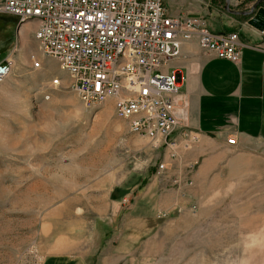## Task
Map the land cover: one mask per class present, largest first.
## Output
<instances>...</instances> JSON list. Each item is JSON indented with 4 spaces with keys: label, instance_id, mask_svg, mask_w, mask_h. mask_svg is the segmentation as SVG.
Listing matches in <instances>:
<instances>
[{
    "label": "rangeland",
    "instance_id": "374dc122",
    "mask_svg": "<svg viewBox=\"0 0 264 264\" xmlns=\"http://www.w3.org/2000/svg\"><path fill=\"white\" fill-rule=\"evenodd\" d=\"M224 4L227 0H164L171 15L182 17L211 16ZM25 23L0 13V62L15 60L0 84V264H66L59 258L71 260L78 243L60 229L71 225L75 209L89 207L85 215L100 229L91 210L101 203L97 195L135 184L144 188L149 180L144 172L166 169V147L131 133L110 98L85 104L70 74L41 50L36 23L23 34ZM145 149L154 151L151 159L144 157ZM252 166L234 172L243 176L209 181L201 202L179 204L174 223L160 211L152 232L118 242L120 251L101 253L112 245L105 242V230L102 239L80 243L89 264H264V165Z\"/></svg>",
    "mask_w": 264,
    "mask_h": 264
},
{
    "label": "crops",
    "instance_id": "0c3cea01",
    "mask_svg": "<svg viewBox=\"0 0 264 264\" xmlns=\"http://www.w3.org/2000/svg\"><path fill=\"white\" fill-rule=\"evenodd\" d=\"M255 1L228 0L229 10L224 4V10L217 9L211 16L192 13L202 17L215 33L238 32L243 43L240 60L235 63L208 54L200 46L198 36L193 35L182 41L181 53L164 68L178 76L180 93L175 114L179 125L195 132L198 140L188 149L180 145L174 155L171 149L164 148L162 161L166 169L141 173L149 178L144 188L135 184L121 191L118 187L100 192L97 198L101 203L91 209L101 220L100 229L91 227L92 219L85 215V208L89 207L75 209L71 225L60 229V234L70 235L67 240L78 245L73 246L71 260L63 256L58 263L89 264L80 243L91 242L98 236L102 239L103 230L109 236L105 242L112 245L105 246L101 253L120 251L118 242H135L151 233L160 211L167 214L164 218L169 223H174L180 215L179 204L186 208L190 203L201 202L212 179L243 176L234 172L249 171L255 162L264 165V53L255 47L264 42V33L249 24L251 15L245 13ZM29 21L22 26L23 34L32 32L34 20ZM29 25L31 28H27ZM36 28L35 24L34 32ZM232 135L236 137L235 145L227 142ZM153 155L152 149H145L146 159ZM129 197L132 200L125 204ZM123 208L126 211L122 221Z\"/></svg>",
    "mask_w": 264,
    "mask_h": 264
},
{
    "label": "built area",
    "instance_id": "2783aa9c",
    "mask_svg": "<svg viewBox=\"0 0 264 264\" xmlns=\"http://www.w3.org/2000/svg\"><path fill=\"white\" fill-rule=\"evenodd\" d=\"M30 12L39 13V20L32 21L36 40L46 55L71 71L84 103L114 98L115 115L131 133L171 149L172 155L197 140L195 132L180 127L175 114L177 73L164 69L181 53L182 41L197 35L208 54L235 63L241 57L238 32L215 33L202 17L173 16L164 0H0V13L18 19ZM255 47L264 53V42ZM14 65L11 57L0 62V84ZM227 142L235 145L236 137Z\"/></svg>",
    "mask_w": 264,
    "mask_h": 264
},
{
    "label": "water",
    "instance_id": "95a60500",
    "mask_svg": "<svg viewBox=\"0 0 264 264\" xmlns=\"http://www.w3.org/2000/svg\"><path fill=\"white\" fill-rule=\"evenodd\" d=\"M263 1L264 0H256L252 4L249 12H245V13L251 15V18L249 19V24L264 33V6L263 5L261 6V3ZM226 8H229L228 0H227Z\"/></svg>",
    "mask_w": 264,
    "mask_h": 264
},
{
    "label": "bare ground",
    "instance_id": "6f19581e",
    "mask_svg": "<svg viewBox=\"0 0 264 264\" xmlns=\"http://www.w3.org/2000/svg\"><path fill=\"white\" fill-rule=\"evenodd\" d=\"M18 20H21L24 22L29 21V20L38 21L39 20V13L30 12V13H26V14H21V16L18 18ZM39 46H40L41 50L45 53V47L41 46V44H39ZM49 56H51V55H49ZM58 62H59L61 69L68 72L70 74V76L72 77V80H73V74L71 73V71H69L67 67L61 66V61L58 60Z\"/></svg>",
    "mask_w": 264,
    "mask_h": 264
},
{
    "label": "flooded vegetation",
    "instance_id": "af4514ba",
    "mask_svg": "<svg viewBox=\"0 0 264 264\" xmlns=\"http://www.w3.org/2000/svg\"><path fill=\"white\" fill-rule=\"evenodd\" d=\"M227 9H230V8H227Z\"/></svg>",
    "mask_w": 264,
    "mask_h": 264
}]
</instances>
